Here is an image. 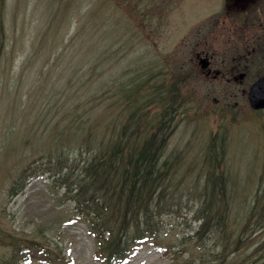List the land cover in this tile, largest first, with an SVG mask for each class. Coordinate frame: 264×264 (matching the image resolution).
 I'll list each match as a JSON object with an SVG mask.
<instances>
[{"label": "rangeland", "instance_id": "rangeland-1", "mask_svg": "<svg viewBox=\"0 0 264 264\" xmlns=\"http://www.w3.org/2000/svg\"><path fill=\"white\" fill-rule=\"evenodd\" d=\"M235 1L0 0V264H11L16 251L31 257L18 255L17 264H47L37 245L70 264H106L53 179L75 170L90 131L92 142L113 131L127 94L140 91L146 110L157 113L153 96L175 83L185 100L162 156L172 172L149 214L157 237L125 264H172L167 247L178 261L264 264V109H251L246 96L264 60L241 59L243 70L228 72L244 52L235 42L255 18L240 19ZM201 51L213 54L217 76L201 69ZM214 137L226 176L223 218L221 229L199 239L194 213ZM24 170L36 176L9 196Z\"/></svg>", "mask_w": 264, "mask_h": 264}, {"label": "trees", "instance_id": "trees-1", "mask_svg": "<svg viewBox=\"0 0 264 264\" xmlns=\"http://www.w3.org/2000/svg\"><path fill=\"white\" fill-rule=\"evenodd\" d=\"M177 87L178 84H172L168 95L156 92L152 100L159 105L157 113L146 110L145 102L138 98L140 91L127 94L132 100L122 106L125 115L113 131L108 130L93 142L94 130L93 134L90 131V143L79 149L80 160L75 170L53 179L63 184L67 198L74 202L86 220L97 245V255L106 264H125L142 245L155 242L157 235L149 214L158 209V203L152 201L163 195V184L172 172L169 160L162 156L174 130V112L185 100ZM215 143L214 137L204 158L211 170L204 180L202 201L194 213L201 221L195 231V237L199 239L221 229L223 218L220 204L226 194V176L220 167L222 150L215 149ZM52 164L60 166L59 163ZM35 174L36 171H22L9 188V196L20 193ZM37 246L41 261L70 264L64 257L51 255V250L46 247ZM165 250L172 253V264H198L189 257L178 261L176 251L170 247ZM18 255L22 259L31 258L16 251L11 264H17L15 257Z\"/></svg>", "mask_w": 264, "mask_h": 264}, {"label": "flooded vegetation", "instance_id": "flooded-vegetation-1", "mask_svg": "<svg viewBox=\"0 0 264 264\" xmlns=\"http://www.w3.org/2000/svg\"><path fill=\"white\" fill-rule=\"evenodd\" d=\"M262 4H264L263 0H236L235 1V5L238 8L237 9L238 17L240 19L242 17L250 18L252 17V15L255 16V18L253 19V21H251V23H247V26L250 28V30H245L247 31L246 35H241L238 41L235 42L236 44L234 48L235 51H237V53L239 50H242L244 52L243 54H238V57L233 56L234 63L231 65L230 69H228V72H230V74L232 75L234 72H237L240 69L238 66L243 61L250 62V60H252L251 63H253L254 60H264V55H261L259 57H254L253 54H251L255 50L264 51V38H263L264 37V18H263L264 15L263 14L264 13H263V10L261 9ZM196 57H198L199 59L202 57H205L207 59L208 65L205 68L206 76H209L210 73H213L215 76H217L216 73H214L213 70H211V59L213 58V54L209 55L208 52L201 51L200 53L196 54ZM241 59H242V62L240 61ZM244 65L246 67L247 63L244 62ZM218 75H222V72L219 73Z\"/></svg>", "mask_w": 264, "mask_h": 264}, {"label": "water", "instance_id": "water-1", "mask_svg": "<svg viewBox=\"0 0 264 264\" xmlns=\"http://www.w3.org/2000/svg\"><path fill=\"white\" fill-rule=\"evenodd\" d=\"M200 67L205 69L208 61L205 57L199 59ZM239 80L243 78V73L237 77ZM247 101L252 109L258 110L264 108V74L256 78L248 87Z\"/></svg>", "mask_w": 264, "mask_h": 264}]
</instances>
